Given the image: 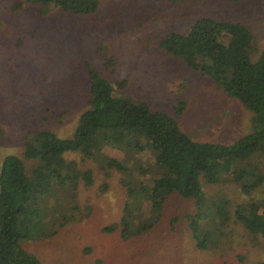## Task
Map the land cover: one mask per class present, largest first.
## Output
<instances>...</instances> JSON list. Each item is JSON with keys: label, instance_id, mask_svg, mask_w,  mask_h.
I'll list each match as a JSON object with an SVG mask.
<instances>
[{"label": "rangeland", "instance_id": "1", "mask_svg": "<svg viewBox=\"0 0 264 264\" xmlns=\"http://www.w3.org/2000/svg\"><path fill=\"white\" fill-rule=\"evenodd\" d=\"M203 18L248 28L252 61L264 51V0H101L98 11L89 16L62 13L29 0H0V166L8 155L24 158L26 139L38 131H49L60 139L71 136L87 108L86 65L112 85L125 80L124 94L173 116L194 141L230 144L250 134L248 110L215 88L210 78L158 47L163 36L183 33ZM108 57L113 65L107 67ZM179 103L184 109L175 115ZM108 155L126 165L125 174L104 169V161L64 154L66 166L72 165L74 173L91 171L92 184L85 186L78 175L70 188L76 220L48 238L23 243L41 264L264 262V249L233 221L223 229L216 246L199 250L189 226L196 213L194 202L176 194L166 198L156 225L148 232L128 241H122L119 232L103 233L104 226L122 216L125 184L148 188L156 169L149 152L111 149ZM24 163L27 170L34 164L27 159ZM201 184L209 200L226 199L230 208L253 207L254 200L264 197V185L245 195L231 177L215 185ZM68 192L61 191L54 199L66 205Z\"/></svg>", "mask_w": 264, "mask_h": 264}, {"label": "trees", "instance_id": "2", "mask_svg": "<svg viewBox=\"0 0 264 264\" xmlns=\"http://www.w3.org/2000/svg\"><path fill=\"white\" fill-rule=\"evenodd\" d=\"M29 2L89 16L98 11L101 0ZM158 47L190 70L210 78L225 96L236 99L252 114V132L230 144L194 141L173 116L124 94L125 80L112 85L86 65L87 108L80 113L71 136L60 139L49 131H38L26 139L24 158L8 155L1 163L0 264H41L23 243L48 238L77 219L78 213L70 206V188L79 180L78 175L85 186H90L92 173H74L72 165L66 166L64 154L77 153L94 163L104 161V169L125 174L126 165L107 156L111 149L149 152L156 169L148 188L125 184L122 216L118 222L104 226L103 233L119 232L121 240L128 241L148 232L156 225L166 198L176 194L194 202L196 213L189 226L199 250L216 246L231 221L240 224L252 243L264 249V197L254 200L253 207L230 208L226 199L209 200L201 184L215 185L223 177H231L245 195L264 185V51L252 61L249 29L238 22L210 18L197 20L183 33L163 36ZM105 65L112 66L113 59L106 58ZM182 109L179 103L175 115ZM24 159L34 162L30 170ZM66 189L68 212L63 202L54 199Z\"/></svg>", "mask_w": 264, "mask_h": 264}]
</instances>
